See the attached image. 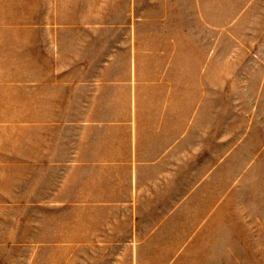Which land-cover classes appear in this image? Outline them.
I'll return each instance as SVG.
<instances>
[{
  "label": "rangeland",
  "instance_id": "obj_1",
  "mask_svg": "<svg viewBox=\"0 0 264 264\" xmlns=\"http://www.w3.org/2000/svg\"><path fill=\"white\" fill-rule=\"evenodd\" d=\"M0 264H264V0H0Z\"/></svg>",
  "mask_w": 264,
  "mask_h": 264
},
{
  "label": "crops",
  "instance_id": "obj_2",
  "mask_svg": "<svg viewBox=\"0 0 264 264\" xmlns=\"http://www.w3.org/2000/svg\"><path fill=\"white\" fill-rule=\"evenodd\" d=\"M170 110V111H169ZM166 111L164 120H167L163 123V130H162V149H166L170 145L176 143L178 137L180 136V131L182 125L184 124L185 118L180 117L181 114L179 111H175V108H170ZM171 119V122L169 120Z\"/></svg>",
  "mask_w": 264,
  "mask_h": 264
}]
</instances>
